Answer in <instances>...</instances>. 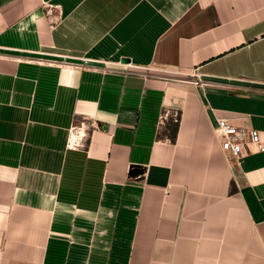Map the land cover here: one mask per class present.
<instances>
[{
  "label": "crops",
  "instance_id": "1",
  "mask_svg": "<svg viewBox=\"0 0 264 264\" xmlns=\"http://www.w3.org/2000/svg\"><path fill=\"white\" fill-rule=\"evenodd\" d=\"M218 118L264 142V0H0V264H264Z\"/></svg>",
  "mask_w": 264,
  "mask_h": 264
},
{
  "label": "built area",
  "instance_id": "2",
  "mask_svg": "<svg viewBox=\"0 0 264 264\" xmlns=\"http://www.w3.org/2000/svg\"><path fill=\"white\" fill-rule=\"evenodd\" d=\"M52 10L46 9V15L50 20V25L55 23L52 17ZM194 84H199V81H193ZM168 114H162L159 117L157 130L160 134L161 127L165 125ZM215 133L218 137L220 147L232 162H237L241 157L249 153L264 152V142L261 140L260 133L245 125H240L225 118H218L215 128ZM74 136V137H73ZM84 134L75 133L71 135L67 142L68 148L80 147Z\"/></svg>",
  "mask_w": 264,
  "mask_h": 264
},
{
  "label": "water",
  "instance_id": "3",
  "mask_svg": "<svg viewBox=\"0 0 264 264\" xmlns=\"http://www.w3.org/2000/svg\"><path fill=\"white\" fill-rule=\"evenodd\" d=\"M139 173H141V170H140V168H133L132 170H130V174L131 175H136V174H139Z\"/></svg>",
  "mask_w": 264,
  "mask_h": 264
},
{
  "label": "bare ground",
  "instance_id": "4",
  "mask_svg": "<svg viewBox=\"0 0 264 264\" xmlns=\"http://www.w3.org/2000/svg\"><path fill=\"white\" fill-rule=\"evenodd\" d=\"M74 135V134H73ZM74 137V136H73Z\"/></svg>",
  "mask_w": 264,
  "mask_h": 264
}]
</instances>
